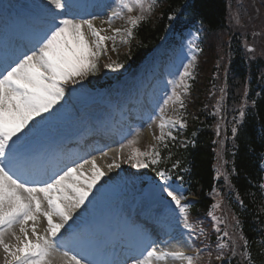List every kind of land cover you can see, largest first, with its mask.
<instances>
[{"label": "snow or ice", "instance_id": "snow-or-ice-1", "mask_svg": "<svg viewBox=\"0 0 264 264\" xmlns=\"http://www.w3.org/2000/svg\"><path fill=\"white\" fill-rule=\"evenodd\" d=\"M135 3L143 13L142 0H135ZM47 5L62 12L48 9L50 19L35 33L30 49L19 54H8L0 49V252L3 253V264H56L57 260L63 261V264H85L82 257L78 258L75 254L69 256L68 251L62 249L64 237L60 234L66 226L68 229L73 227L69 222L73 221L78 209L84 208L87 212L85 206L92 203L89 197L104 175L96 159L66 165L40 185L29 184L16 173H31L38 167L37 158L28 151L29 135L55 117L53 109L64 99L65 85L69 82L75 84L77 78L82 79L96 72V58L108 51L107 42L113 41L115 50V37L123 31L131 39L133 30L144 19L143 15L129 17L128 27L123 30L103 28L97 27L93 19L76 18L77 0H47ZM119 5L120 11H114V17L122 15L124 10L128 13L134 11V5L129 0H119ZM147 10L151 12L152 7ZM67 16L71 18H63ZM104 23L111 25L112 21L109 19ZM109 31L114 35H108ZM190 76L191 73L185 69L181 82ZM169 101L184 108V100L176 88H173ZM172 124L185 127L182 117L173 120ZM164 127L162 123V131L157 138L161 143L164 142ZM25 129L28 131L24 132ZM164 147H167L166 143ZM140 156L148 157L152 164H156L160 152L153 147L151 152L137 151L135 156L130 157L135 159L136 168H148L149 164L142 162ZM88 164L91 165V175L85 176L83 170ZM157 176L164 185L167 197L185 213V227H189L187 209L181 204L183 197L168 187L169 177L164 171L157 172ZM96 191L99 192V189ZM54 217L58 218L55 222ZM45 221L46 227L38 228ZM244 247H247V241ZM147 256L150 260L169 256L184 258L183 253L158 251L156 247H152ZM221 258V255L216 257L217 260ZM187 259L192 264L194 257L188 256ZM150 260L137 259L120 264H150ZM88 264L110 262L89 261Z\"/></svg>", "mask_w": 264, "mask_h": 264}, {"label": "trees", "instance_id": "trees-1", "mask_svg": "<svg viewBox=\"0 0 264 264\" xmlns=\"http://www.w3.org/2000/svg\"><path fill=\"white\" fill-rule=\"evenodd\" d=\"M161 1L159 15L153 14L152 18L143 20L135 29L137 41L130 48V53L123 57L121 64L135 65L146 57L163 35L168 18L182 5L188 3L191 7L190 18H199L206 29V34L209 35V48L219 44L216 49H209L213 56L211 58L214 59L217 54L219 58L221 54L224 62L221 73L228 76L226 79L230 77L229 80H220L226 81L223 87L221 85L218 87L219 84L212 86L209 80L216 70L214 64L199 62L200 66L203 64L200 71L207 76L206 82H203V88L198 92L197 101L192 95H188L184 101V108L192 107L194 103L198 104L192 110L194 117L187 135L189 142L185 148L179 145L172 148L168 143L167 148L161 150L167 153L164 163L171 166L177 164L186 172L188 177L182 178L185 192L198 199L192 206L191 218L198 221L199 228L204 230L202 238L210 244L212 250L203 256L198 264H217L225 258H228L225 264H264V172L261 170L264 162V34L260 38L247 41L255 47V56L259 52L256 56L258 59L249 61L246 60L247 51L241 48L239 42L233 46L232 51L227 47L229 38L244 28L228 25L226 0ZM229 61L231 67L226 69ZM96 80L86 78L80 89L83 92L95 89L99 85ZM248 88L250 95L248 100H245L243 95ZM225 103L230 107L227 110ZM220 110H225L223 112L229 117L223 134L228 137L234 136L235 139L232 147L225 150V159L228 162L226 173L233 184V195L228 206L235 212L236 220L233 226L239 224L235 230L238 247L232 256L233 245L230 243L225 246V254L217 249L219 236L212 232L208 218L212 201L209 195L215 182L214 124L219 120L217 116ZM196 135L197 137L193 139ZM174 176L180 178L178 173H174ZM193 214L197 216L194 217ZM242 237L248 243L244 249ZM217 255H221L222 258L217 260Z\"/></svg>", "mask_w": 264, "mask_h": 264}, {"label": "rangeland", "instance_id": "rangeland-1", "mask_svg": "<svg viewBox=\"0 0 264 264\" xmlns=\"http://www.w3.org/2000/svg\"><path fill=\"white\" fill-rule=\"evenodd\" d=\"M132 4L134 5V11L132 13H128V12H125V14H122L119 16L117 22H115L114 24H111L110 25V29L114 28L117 24L120 25V24H124L126 22V19L131 15V16H134L137 12V8L138 6L136 5L135 1L133 0L132 1ZM105 17H103L102 19H99L97 20V22H104ZM104 34V33H102ZM110 35V34H108ZM108 51L105 53V58H100V55L96 58V62L99 64V67H100V72L98 73L99 74V78H102V79H108V78H111L113 79V76L116 74V72L112 69V67H109V65H112L114 64V60L116 58V55H114V51L110 48L112 45H113V42L111 41H108ZM188 44H192V41L190 39H187V43L186 45ZM185 45V47H186ZM119 50L121 52H123V48L122 47H119ZM99 58V59H98ZM113 60V61H112ZM177 84V83H176ZM69 92H70V87L69 85H65V96H64V99L53 109V113H59V112H62V110L64 109V111L68 110V106L71 105L70 102H68V97H69ZM72 107V106H71ZM168 109H171L170 110V113H168L167 109L164 108V111L161 113V117L158 119L157 122L155 123H152L148 129H140L138 131V134L136 136H134L131 141L123 147V161L120 162V166L119 168H116L113 169L110 173V176L109 177H114V178H118V172L121 173V170H125L126 172V175L128 176H132L133 172H134V169H135V166H134V162L133 160L134 159H130V157H133L132 155V149L134 147L138 148L140 147V150H145V149H149L150 147H152L155 143V138L157 136V133H158V130L160 128V125L165 122V116L168 114H171L174 110L172 109V107L170 105L167 106ZM57 109H59V111L57 112ZM70 112V111H69ZM51 115V113H50ZM134 144V145H138V146H134V147H131V145ZM130 182H131V179H129ZM217 193L218 191L215 190L214 191V196H216V198L218 199V196H217ZM189 247L188 249L190 250V242H189Z\"/></svg>", "mask_w": 264, "mask_h": 264}, {"label": "bare ground", "instance_id": "bare-ground-1", "mask_svg": "<svg viewBox=\"0 0 264 264\" xmlns=\"http://www.w3.org/2000/svg\"><path fill=\"white\" fill-rule=\"evenodd\" d=\"M38 1L44 3L46 6L51 8L53 12H57V9H55L54 6L47 5V0H38ZM86 1L87 0H79V2H77V3H78L79 6L84 7V4L86 3ZM78 12H80V13H77V16H81V14H82L81 8L78 9ZM98 25H101V23H98ZM107 25L108 24H104L103 26L107 27ZM103 26H101V27H103ZM32 33H33L32 31L29 32L30 35H32ZM38 118H40V117H38ZM110 158H115V159L119 160L120 157H119L118 151L114 149L113 151H110L106 157H98L96 159V163L99 162L101 164V166L104 167L105 170H106V167L111 163L110 162ZM90 169H91V165L90 164L85 165V168L83 170L85 176H90L91 175ZM107 173H108V170H106V173H104V174H107ZM89 200L92 201V203H91V205H88L86 207L87 210L90 209V206H92L94 208L95 205H96V202H97L96 198L93 199L92 196L89 197ZM57 220H58V218L55 217V221H57ZM44 227H46V221L38 225V228H44ZM176 232H177L176 233V239H175V241H169L168 242V244H167L168 250L167 251L171 250V252H172V250L175 249V247H178L181 244L180 243L181 242V235H180L181 231L180 230H176ZM162 250L164 251V250H166V248H163ZM148 251H150V250H147V252ZM158 251H160V250H158ZM147 252L145 253L146 255H147ZM1 258H3V253L2 252H0V259ZM147 259H149L148 256H147ZM177 262H179V263H177ZM184 262H185V259H174V260H169V261H166V259H160V260L154 259V264H184ZM56 264H63V261L57 260Z\"/></svg>", "mask_w": 264, "mask_h": 264}]
</instances>
